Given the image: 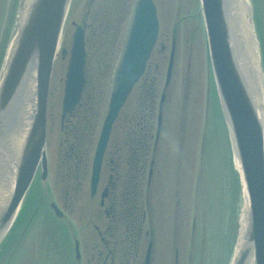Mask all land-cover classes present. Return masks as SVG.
I'll return each mask as SVG.
<instances>
[{"label":"rangeland","instance_id":"1","mask_svg":"<svg viewBox=\"0 0 264 264\" xmlns=\"http://www.w3.org/2000/svg\"><path fill=\"white\" fill-rule=\"evenodd\" d=\"M111 2L113 3V0ZM111 2L73 0L62 48L69 50L72 46L74 21L89 26L95 22L97 10L100 9L102 14L104 8L108 10ZM132 2L133 0H127V14L124 19L118 21L119 16L113 15L118 23L117 44L110 54L109 61H106L103 55L100 59L93 56L99 36L103 49L113 39V36H110L108 20L103 21L102 29L95 26L96 29L91 30L92 33L89 28L87 30V36L90 34L87 47L91 53L87 91L90 93L94 87L99 93L98 109L94 113L97 126L87 160L89 166L95 142L107 113L113 70L128 27ZM252 2L251 7H255L259 13L260 22L255 20L254 26L258 29L256 34L259 35L264 57V0ZM21 3L22 0H0V76L7 48L16 31ZM155 3L160 19L159 43L163 42L166 45V52H160L159 47L154 50L148 67V77L151 78L152 75L157 77L156 101L164 86L173 36L177 38L178 51L173 82L167 95L161 144L160 147L158 144L154 156L155 175L149 206L153 225L156 226L153 264H230L234 251V247L230 248L228 231L230 217L234 218L231 202L237 205L238 213L244 203L239 183L234 184L236 175L231 160L233 150L231 146L229 148V138L226 136L221 110L214 101L210 88V64L203 35L200 33L201 23L197 18L201 13L200 1L155 0ZM68 63L69 54L63 58L59 53L54 64L48 99L47 144L52 170L49 190L59 205L69 199L74 200L73 207L69 208L71 212L68 211L71 214L69 218L77 225L83 247L85 243L91 245L94 238L91 224L97 218L99 199L91 198L89 169L84 177L81 192L74 193L72 190L74 187L71 185L70 198L66 199L64 162L67 154L66 147L61 145L65 135L61 131L60 118ZM156 65H159L158 69H155ZM139 95H143L144 99L139 101ZM148 95L141 80L115 123L111 138L113 144L119 142L122 145L125 129L130 125L135 127L142 123V121L136 123L135 118L138 115L137 111L143 110L145 103L148 102ZM121 155L123 156V153ZM147 179L145 174L143 187L145 198ZM159 191L160 195L162 194V214H159L157 209L156 196ZM40 200L41 197H34L33 206L14 234V241L9 243L1 264H75L74 246L69 231L53 220L46 202ZM237 217L240 219L238 214ZM160 223H163L162 231L159 229ZM147 226L148 222L145 231L148 229ZM86 230L89 234H84ZM144 243L143 247L148 244V238ZM83 255L82 264H88L90 256Z\"/></svg>","mask_w":264,"mask_h":264},{"label":"water","instance_id":"2","mask_svg":"<svg viewBox=\"0 0 264 264\" xmlns=\"http://www.w3.org/2000/svg\"><path fill=\"white\" fill-rule=\"evenodd\" d=\"M70 2L28 0L0 82V242L20 209L41 159L44 184L47 179V95L53 61ZM233 9V0H202L215 83L236 151L247 200L244 232L233 264H264L262 106L255 103L251 94V89L257 83L253 63L247 65L244 57L242 59L246 71H249L247 83L233 54L232 30L228 18V10ZM242 22V16L237 15L235 23L241 42L237 44L245 52L248 51V42L246 34H242ZM157 34L155 7L151 0H140L135 7L113 79L109 113L93 167V191L98 182L101 158L112 125L146 67ZM84 65L83 32L78 29L66 76L64 112L71 110L79 101L85 82ZM51 206L57 216H61L55 204ZM78 248L76 242L77 254Z\"/></svg>","mask_w":264,"mask_h":264},{"label":"flooded vegetation","instance_id":"3","mask_svg":"<svg viewBox=\"0 0 264 264\" xmlns=\"http://www.w3.org/2000/svg\"><path fill=\"white\" fill-rule=\"evenodd\" d=\"M126 8L127 0H113L111 6H108V10L103 9L102 14L100 9L97 10L98 28L102 29L103 21L108 20L110 36H113L112 41H109L108 53L112 51V47L116 43L118 23L113 15H118L120 18L118 21H121L127 14ZM99 45L102 46L100 36L95 52H100ZM162 49L165 50V45H162ZM100 56L98 55L99 59ZM153 79L151 80L153 81ZM97 97L98 95L94 94L89 97L88 101L82 100L77 108L62 118L61 131L65 135V140L61 142V145L66 147L67 154L64 162L65 180L67 181L66 199L70 198L71 185L74 187L72 189L74 193L81 192L84 177L88 174L87 160L97 125L94 116V110L98 107L96 105ZM154 103L155 99L149 109V114H145V121H148L147 126H141L139 129L134 127L136 129L134 130L130 125L125 131L123 144L109 142L105 151L100 181L95 195L99 199V210L96 221L91 224L94 238H92L90 251L85 245V253L90 256V261L96 264H144L150 247V264H153L156 226L153 225L149 206L152 200L150 193L155 175V159L154 156H150L152 138L154 137ZM156 149L155 147L154 153ZM39 172L38 170L37 177ZM145 174L148 177L146 198L143 195ZM159 195L160 191L156 196L157 209L158 213L162 214V194L161 197ZM95 197L93 198L95 199ZM73 201L69 199L65 203H60L59 206L66 215H71L68 211L73 207ZM147 222L148 229L145 231ZM162 228L163 223H160L161 231ZM146 238H148V244L143 247Z\"/></svg>","mask_w":264,"mask_h":264},{"label":"bare ground","instance_id":"4","mask_svg":"<svg viewBox=\"0 0 264 264\" xmlns=\"http://www.w3.org/2000/svg\"><path fill=\"white\" fill-rule=\"evenodd\" d=\"M234 3V9L232 11L228 10V15L230 18V24H231V46L233 47V51H234V57L235 60L243 74V77L245 78V80L248 83V77H249V71H246V66L243 62V56L244 58L248 61V63H254L256 65H258V57H257V50L255 48L254 45V35H253V27L251 24V20L249 18V2L248 0H233ZM237 15H241L242 16V34H246V41L248 42V51L246 50L245 53L244 51L241 53L240 50V45L237 44V42L239 44H241V42L239 41V37H238V31H237V27H236V23H235V19L237 17ZM252 42H253V46H252ZM253 47L255 48L254 52H253ZM239 48V49H238ZM243 55V56H242ZM242 57V58H241ZM260 73V72H259ZM253 88V87H252ZM251 94L253 96V98L255 99V103L256 104H262V100H263V94H262V88H261V78L258 80V84L256 87H254L253 89H251Z\"/></svg>","mask_w":264,"mask_h":264}]
</instances>
